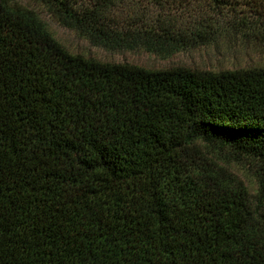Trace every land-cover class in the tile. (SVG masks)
I'll return each mask as SVG.
<instances>
[{
    "label": "trees",
    "instance_id": "trees-1",
    "mask_svg": "<svg viewBox=\"0 0 264 264\" xmlns=\"http://www.w3.org/2000/svg\"><path fill=\"white\" fill-rule=\"evenodd\" d=\"M38 1L93 46L195 44L117 29L124 0ZM209 147L264 171V67L85 59L0 0V264H264V173L251 197Z\"/></svg>",
    "mask_w": 264,
    "mask_h": 264
},
{
    "label": "rangeland",
    "instance_id": "rangeland-1",
    "mask_svg": "<svg viewBox=\"0 0 264 264\" xmlns=\"http://www.w3.org/2000/svg\"><path fill=\"white\" fill-rule=\"evenodd\" d=\"M30 10L39 17L49 34L68 53L101 63H120L146 70L187 68L199 72L264 67V0H124L110 14L117 29L165 28L186 32L194 40L187 50L162 56L144 49L109 50L91 45L75 32L61 26L38 0H5ZM198 34L200 37H196ZM221 166L241 181L251 197L258 191L260 165L228 156ZM225 157V158H223Z\"/></svg>",
    "mask_w": 264,
    "mask_h": 264
},
{
    "label": "snow or ice",
    "instance_id": "snow-or-ice-1",
    "mask_svg": "<svg viewBox=\"0 0 264 264\" xmlns=\"http://www.w3.org/2000/svg\"><path fill=\"white\" fill-rule=\"evenodd\" d=\"M251 134V131L247 128H238L236 130V135H239V136H248Z\"/></svg>",
    "mask_w": 264,
    "mask_h": 264
}]
</instances>
